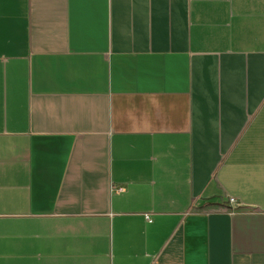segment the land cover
Here are the masks:
<instances>
[{
    "label": "crops",
    "instance_id": "obj_1",
    "mask_svg": "<svg viewBox=\"0 0 264 264\" xmlns=\"http://www.w3.org/2000/svg\"><path fill=\"white\" fill-rule=\"evenodd\" d=\"M0 264H264V0H0Z\"/></svg>",
    "mask_w": 264,
    "mask_h": 264
},
{
    "label": "built area",
    "instance_id": "obj_2",
    "mask_svg": "<svg viewBox=\"0 0 264 264\" xmlns=\"http://www.w3.org/2000/svg\"><path fill=\"white\" fill-rule=\"evenodd\" d=\"M145 219L148 221L149 220V218H148V216L147 215H145Z\"/></svg>",
    "mask_w": 264,
    "mask_h": 264
}]
</instances>
